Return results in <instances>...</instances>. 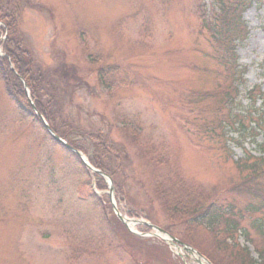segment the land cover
Returning <instances> with one entry per match:
<instances>
[{"label": "rangeland", "instance_id": "374dc122", "mask_svg": "<svg viewBox=\"0 0 264 264\" xmlns=\"http://www.w3.org/2000/svg\"><path fill=\"white\" fill-rule=\"evenodd\" d=\"M225 1L0 0V48L17 21L36 103L45 119L55 116L60 133L63 125L74 129L68 140L88 162L50 139L32 95L18 96L1 70L0 264H198L157 238L129 234L113 219L111 199L122 215L131 211L164 230L173 225L167 232L208 264H240L236 245L257 260L264 235L250 223L260 215L241 220L246 241L187 224L194 207L169 212L174 201L185 203L178 189L200 191L201 199L191 198L203 206L215 198L236 200L241 210L257 202L236 195L246 175L237 163L247 153L259 157L264 128L255 140L210 130L225 71L214 9ZM246 9L249 36L236 51L247 69L241 93L264 90V0ZM234 11L223 15L231 20ZM92 162L110 172L103 171L110 194L108 182L87 171Z\"/></svg>", "mask_w": 264, "mask_h": 264}, {"label": "trees", "instance_id": "16d2710c", "mask_svg": "<svg viewBox=\"0 0 264 264\" xmlns=\"http://www.w3.org/2000/svg\"><path fill=\"white\" fill-rule=\"evenodd\" d=\"M18 1L19 0H17V2ZM252 1L253 0H226L224 4L221 5V11H219L217 7L214 9V13L217 15L214 26L216 31L215 34L216 39H221V44L220 46L218 45V47L223 54L222 59L225 63L223 62V60L222 62L224 63L225 71L222 74V83L224 84L221 85L220 89V86L218 87L219 92L217 90V93L213 94L214 96L218 97V110L216 118L210 123V130H212V133L215 132L216 129L219 130V133L216 135L221 136L224 139L226 138V140L229 139L227 136L229 135L230 131L232 133H235L236 136L242 138L250 137L255 140L256 136H258L257 132L264 128V92H261L258 87H255L251 91L245 93V96L248 97L247 99L249 102V109L244 108L241 101H239L240 90L244 87L245 84V80L243 79L245 69L242 68L241 70H238L236 64L237 56L235 54V44L236 41L244 40L246 37L247 32L244 23H242L241 21V14L250 5V2L252 3ZM230 9L235 10L233 13H231L232 16L229 17L232 21L227 19V17L223 15L226 13V11L229 12ZM23 10V5H18L13 10V12H15L17 16H20ZM220 17L222 19H220ZM11 23L12 29L9 28V33L12 35V38L10 37L9 39H7L6 45L2 44V50L10 59L17 76L8 69V65L5 59L0 60V71L5 69L7 75L14 80L12 88L14 89V91H16V94L18 96H22L23 98H25L22 84L19 81V78H22L26 83L35 103L38 101L39 103H41V99L39 98V89L36 86L38 83H36V85L32 84L29 76L25 75L26 71L28 70V65H30L29 59H31V55L28 51H23L24 49H22V47H24V45H22V42L17 38L18 22L14 21ZM6 24L9 25V23L7 22ZM2 32L3 31L1 30L0 38L2 36ZM4 46H6V48H4ZM43 76L47 77L48 73ZM7 90L12 92L10 88H7ZM71 100L72 99H70V102ZM258 100L260 101V105L256 108L255 106ZM71 105H73V103ZM41 106L43 107V105L36 103V109L44 118H46L43 111L41 110ZM58 108L59 107L57 104V109ZM47 117L48 123L53 132L56 133L60 138L67 140V142L71 146L78 148L70 140H68L67 137L68 132L72 133L70 131L74 132V129L71 130V127L69 125H63L61 126L62 129H60L62 130V132L60 133L56 128H59L60 126L58 125V121H56L55 116L53 122L49 120V116ZM67 127L69 128V130L67 129ZM50 139L54 143H56L51 137ZM259 149V157L253 158L252 156H249V154H246L244 159H240L237 163L238 165H240H237V167L242 172H246V175L242 178L240 187L236 188V195H240L241 192L251 195V199H253L255 202L257 201L253 205L254 207L250 205V209L241 210L238 208L236 200H222L217 202V198L209 200L206 205L203 206L202 204L192 199L194 197L201 199V197H198V193L200 191L197 192L190 187L191 192L186 193L184 191L185 194L183 193V191L178 189L181 192V197L185 199V203L181 198V201H179L178 203L174 201L169 212L175 217L180 214L179 208H181V205L182 207H184L182 209V211L184 212L186 211V208L189 209L191 207H194L196 210H190V213L188 214L189 217L186 222L187 224L189 223L195 226H204L211 234H214L215 236L223 235L232 238V236L234 237L236 233H239L242 234L246 241H248V237L250 238V235L246 230L242 228L241 220L244 219V217L246 218L248 213H256L260 215L261 218L252 219L250 226L252 227L253 225L254 228L258 229V231L264 235V141L261 145H259ZM91 164L95 168L108 174L109 171L107 169H103L102 167L104 165L96 162H92ZM104 168L106 167L104 166ZM99 183L100 189L103 190L104 186L101 184L102 180H99ZM228 191L232 194L235 193V191L231 188ZM256 205L257 207H255ZM131 213L132 215L134 214L133 212ZM112 217L117 222L113 215ZM173 218H171L172 222ZM171 227H173V225H168L165 230H168ZM220 242L223 243L224 238L221 239ZM234 248L235 251L232 250V252L240 261V264H264V249L261 250L259 247H256L257 260H254L252 259V257H249L246 248L242 249L237 245L234 246Z\"/></svg>", "mask_w": 264, "mask_h": 264}, {"label": "water", "instance_id": "95a60500", "mask_svg": "<svg viewBox=\"0 0 264 264\" xmlns=\"http://www.w3.org/2000/svg\"><path fill=\"white\" fill-rule=\"evenodd\" d=\"M25 93H26V96L28 97V92H27V89H26V88H25ZM44 125H45V124H44ZM45 127H47V126L45 125ZM46 129L48 130V128H46ZM48 131H49V130H48ZM49 133H50V131H49ZM50 134H51V133H50ZM51 135H52V134H51ZM52 137H53L57 142L63 144V145H64L66 148H68L70 151H72L73 153H75V154H77L78 156H80V154H79L77 151L71 149L69 146H67V145H66L61 139H59L57 136L52 135ZM84 165H85V166L87 167V169L90 170L94 175L97 174V175H100V176H105V175L101 174L99 171H97V170L91 168L89 165H87V164H84ZM111 206H112V209H113V211H114L116 217H117V218L119 219V221H121L123 224L126 225L127 222H132V223H134V224H142V225H145V226H147L149 229H151L152 231L155 232V234H150L151 237H157V238L161 239V240L164 241V242H172V243H174V244H178V245L182 246L183 249H185L188 253H190V254L196 256V258H197L196 260H197V261H198V259H201V260L205 261V260H204L200 255H198L195 251H193V250H191L190 248H188V247L182 245L181 243H179V242H178L177 240H175L174 238L170 237L168 234H166V233H165L164 231H162L161 229H159V228H157V227H154V226H152V225H150V224H147V223H145V222H141V221H131V220L123 219V218L119 215V213L117 212V210H116V208H115V205H114V203L112 202V200H111ZM160 235H163L164 238H162ZM205 262H206V261H205Z\"/></svg>", "mask_w": 264, "mask_h": 264}, {"label": "bare ground", "instance_id": "6f19581e", "mask_svg": "<svg viewBox=\"0 0 264 264\" xmlns=\"http://www.w3.org/2000/svg\"><path fill=\"white\" fill-rule=\"evenodd\" d=\"M0 60H4L3 56L1 55V53H0Z\"/></svg>", "mask_w": 264, "mask_h": 264}]
</instances>
